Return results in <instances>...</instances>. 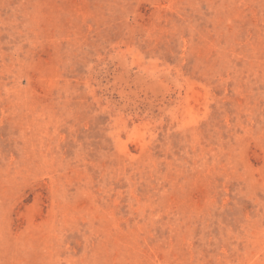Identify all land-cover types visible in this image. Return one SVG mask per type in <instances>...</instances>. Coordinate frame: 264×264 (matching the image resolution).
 Wrapping results in <instances>:
<instances>
[{
    "label": "rangeland",
    "instance_id": "374dc122",
    "mask_svg": "<svg viewBox=\"0 0 264 264\" xmlns=\"http://www.w3.org/2000/svg\"><path fill=\"white\" fill-rule=\"evenodd\" d=\"M0 264H264V0H0Z\"/></svg>",
    "mask_w": 264,
    "mask_h": 264
}]
</instances>
